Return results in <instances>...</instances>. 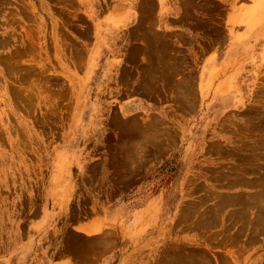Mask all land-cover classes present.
Masks as SVG:
<instances>
[{
  "label": "rangeland",
  "instance_id": "rangeland-1",
  "mask_svg": "<svg viewBox=\"0 0 264 264\" xmlns=\"http://www.w3.org/2000/svg\"><path fill=\"white\" fill-rule=\"evenodd\" d=\"M137 11L180 73L152 84L155 109L130 135L112 120L135 97ZM252 191L264 0H0V264H264V227L232 233L236 204L214 231L206 220L222 195Z\"/></svg>",
  "mask_w": 264,
  "mask_h": 264
},
{
  "label": "crops",
  "instance_id": "crops-1",
  "mask_svg": "<svg viewBox=\"0 0 264 264\" xmlns=\"http://www.w3.org/2000/svg\"><path fill=\"white\" fill-rule=\"evenodd\" d=\"M162 13L167 14V12H162ZM147 14L148 13H146V12L137 11L136 16H131V19H137V22L134 21L133 26L134 25L138 26L137 30L139 33H137L136 39H137V47L140 49V51H139V49L136 48V52H135V46H134L133 50H132L134 53V54H132L133 55V57H132V62H133L132 63V67H133L132 71L134 72L133 83H135V84L137 83V85L135 87L136 91L133 92V93H135V97H133L134 99L125 100L123 102V104L121 105L124 108L123 109L124 111H122V112L125 113V114H123L125 116H123V117L121 116V119L119 117L115 116L114 119L112 120L113 122L118 124L119 123L118 119H120L121 122L119 125H121V131L123 133H128L130 135L133 132L134 127L136 128L138 125V124L136 125L134 123L135 118H133L132 115L140 109L146 110V112L147 111H154V109H155V106L153 104H156V103L154 100H152V99H155V97H154L155 95L153 94L154 90L152 87H149V85L155 83L156 81L158 83L170 82L171 76H172V67H174L175 71H176V69L178 70V67L180 68L179 63H178L179 59H174V61H173V63L174 62L178 63V64H176L178 67H176L174 65L175 63L172 64V62L170 60V54H171L170 47H168L166 59H162V58L158 57L157 53L155 52L157 47H155L154 49H151L149 52L148 51L146 52V50H149V48H145L143 46L144 45L146 46V43L150 39V34L148 32L150 28L148 27V25H147L148 23L145 20V18H146L145 15L147 16ZM140 17H141V19H139ZM140 22H143V23H140ZM154 30H157V29L155 28ZM163 30H165V29H163ZM177 33L180 34V32H174V35ZM145 35H147L148 37H146ZM160 35L165 36L164 34L163 35L160 34ZM146 38H148V39L145 40ZM153 39H155V37H152L150 40H153ZM145 54H146V56L148 55L147 56L148 58L145 56L147 58V60L148 61H149V59L152 60V63H151V61L150 62L146 61V58L143 57V55H145ZM177 60H178V62H176ZM147 63H148V65H147ZM150 67H151V69H150ZM194 67H196L194 70L196 72V77H197L196 82H198V63L195 64ZM145 71H147V72H145ZM150 71H151V73H150ZM179 73H180V70H179ZM150 78H152V79L150 80ZM154 89H156V87ZM162 97L165 98L164 96H162ZM159 98H160V96H159ZM188 98L191 99L190 103H193L194 96L190 95V96H188ZM190 103L188 105L186 104L184 106V112L185 113H187V112L191 113L194 110L193 107L190 106ZM149 104H151V107L148 106ZM168 110H170V107L168 108ZM131 121L133 122L132 125L130 124V123H132ZM152 136H156L155 132L152 134ZM153 139L154 138H152V140ZM178 145H180V143ZM178 145L174 146V147H170V151H169L170 155L172 154V152L174 153L179 148ZM175 156H176V154L171 155L170 159L175 157ZM123 159H126V158H123ZM149 171H150L149 173L151 175L150 178H154L156 176V169H155L154 165Z\"/></svg>",
  "mask_w": 264,
  "mask_h": 264
},
{
  "label": "bare ground",
  "instance_id": "bare-ground-1",
  "mask_svg": "<svg viewBox=\"0 0 264 264\" xmlns=\"http://www.w3.org/2000/svg\"><path fill=\"white\" fill-rule=\"evenodd\" d=\"M141 3V2H140ZM144 3V2H143ZM181 3V2H180ZM180 6V5H179ZM192 6V5H191ZM182 7H184V6H182ZM190 7V6H189ZM141 8V7H140ZM194 8V7H193ZM188 9H190V8H188ZM140 10H142V8L140 9ZM183 10V9H182ZM180 13H181V11H180ZM141 14V13H140ZM154 14H156V13H154ZM162 14H165V13H162V11H160V15H162ZM150 15H151V13H150ZM178 15V14H177ZM187 15V14H186ZM185 15V19H188V18H186L187 16ZM145 17L147 18V16L145 15ZM149 17V16H148ZM151 17V16H150ZM161 17H163V16H161ZM169 17V16H168ZM153 18H154V16H153ZM158 18V17H157ZM157 18H156V20H157ZM184 18V17H183ZM139 19H141V17L139 18ZM184 19V20H185ZM166 20V19H165ZM172 20L174 21V20H176V19H173L172 18ZM139 21V20H138ZM182 21H183V19H182ZM186 22H187V20H185ZM154 22H155V20H153L152 21V23H153V27H154ZM180 22V21H179ZM140 23H143V22H140ZM169 23V22H168ZM169 24H171V23H169ZM180 24V23H179ZM189 24H187V26H188ZM146 26V25H145ZM179 27V26H178ZM154 29H155V27H154ZM184 29V28H183ZM155 31L156 30H153V29H149V34H150V39L152 38V37H155V39H153V40H148V42L146 43L145 41V43H146V46L144 45L143 47H145V48H149V50H146V52L148 51H150L151 49H154L155 47H157V49L155 50V52L157 53V55H158V57L159 58H162V59H166V57H167V50H168V47H170V49H171V43H170V40L166 37V36H161L159 33H155ZM142 32V31H141ZM140 32V33H141ZM181 32V31H180ZM152 33V34H151ZM142 34V33H141ZM144 35V34H143ZM142 35V36H143ZM177 37H180V36H178V35H180L179 33H177V34H175ZM174 35V36H175ZM146 37H148L147 35H145ZM170 37V36H169ZM171 37H173V35L171 36ZM135 37H132L131 39L133 40ZM142 39V38H141ZM144 39V38H143ZM148 38H146L145 40H147ZM174 41H176V40H174ZM132 43H133V41H131ZM172 42V41H171ZM182 42V41H181ZM144 43V44H145ZM133 45L134 46H136L135 47V52H136V48H138L137 47V39L135 38V43H133ZM175 45V44H174ZM172 47H173V45H172ZM141 48V47H140ZM176 48H177V46H176ZM179 48V47H178ZM177 48V49H178ZM139 49V48H138ZM176 50V49H175ZM179 50V49H178ZM177 50V51H178ZM139 51H140V49H139ZM173 51H174V48H173ZM143 52V51H142ZM180 52V51H179ZM144 53V52H143ZM172 53V52H171ZM175 53H176V51H175ZM134 54V53H133ZM137 54V53H136ZM177 55V54H176ZM146 56V54L145 55H143V57L144 58H146L145 57ZM178 56V55H177ZM132 57H133V55H132ZM136 58V57H135ZM143 58V59H144ZM148 58V57H147ZM147 58H146V61L147 62H150L151 61V63H152V60H150L149 59V61L147 60ZM161 59V60H162ZM174 59H180V58H178V57H176V56H173V55H171L170 54V60H171V62L173 63V61L172 60H174ZM135 61V60H134ZM178 61V60H177ZM145 62V61H144ZM146 63V62H145ZM175 63V62H174ZM179 63V62H178ZM178 63H175L174 65L175 66H177L176 64H178ZM147 65H148V63H147ZM152 67V66H151ZM151 67H150V69H151ZM178 67V66H177ZM179 68V67H178ZM177 70V69H176ZM179 70V69H178ZM145 72H147V71H145ZM150 73H151V71H150ZM178 73V72H177ZM151 75V74H150ZM153 77V76H152ZM152 78H150V80H151ZM157 82V81H156ZM155 82V83H156ZM180 83V82H179ZM143 84V83H142ZM137 85V84H136ZM153 85H155V84H153ZM152 84H150L149 85V87H152L153 89L155 88V86H153ZM157 85H158V82H157ZM156 85V86H157ZM175 85H177V84H175ZM120 122L121 121H119V124H120ZM132 122V121H131ZM135 123V122H134ZM113 124V123H112ZM131 125L133 124V122L132 123H130ZM130 125V126H131ZM115 126H118L117 124L115 125ZM145 126V125H144ZM143 125H142V127H144ZM119 127V126H118ZM151 129V128H150ZM142 132H145L146 133V130H147V128H145V129H143L142 128ZM234 181L236 182V183H244L243 181H241L239 178H235L234 179ZM253 193L252 194H250V195H241V194H236V195H222V197H219L220 199H218V200H220V204L218 205V206H212V207H210V208H208L207 209V211H208V213H207V215H209V216H211L209 219H206V220H208L209 222H208V225H209V229H213V227L214 228H216L215 227V223H216V220H218V219H222V220H224V217L227 219H229V214H228V216H227V212H224V210L223 209H221L222 207H223V205L224 204H229V203H234V204H236V207H238V211L234 214V215H232L231 217H230V222L232 223H234L238 218H240V228L239 229H234L233 231H232V233L234 234L235 233V235L236 236H239V235H241L243 232H244V230L245 229H247V233H245V235H247V236H249V242L252 240V239H254L256 236H257V233L256 232H249V228L251 227V226H253L254 225V228H258V227H264V224H263V222H261L262 221V216H263V214H264V193H262V192H260V191H257V192H255V191H252ZM254 195V196H253ZM216 196V195H215ZM217 197V196H216ZM251 197V198H250ZM226 213V214H225ZM215 218V219H214ZM230 222H228L227 223V225L228 224H230ZM223 227V226H222ZM210 230L211 232L212 231H214V230ZM218 230V229H217ZM246 239V238H245ZM248 242V241H247ZM198 264H208L207 263V260L205 259V261L203 260V258L202 257H200L199 259H198Z\"/></svg>",
  "mask_w": 264,
  "mask_h": 264
}]
</instances>
